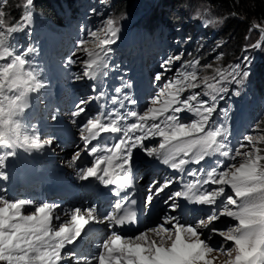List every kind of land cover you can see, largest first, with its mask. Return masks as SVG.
Listing matches in <instances>:
<instances>
[{
  "label": "snow or ice",
  "instance_id": "1",
  "mask_svg": "<svg viewBox=\"0 0 264 264\" xmlns=\"http://www.w3.org/2000/svg\"><path fill=\"white\" fill-rule=\"evenodd\" d=\"M5 3L0 0V5ZM32 6L33 0H25L21 20L9 25L0 9V149L9 150L5 155H15L18 148L39 150L51 144L28 133L20 119L30 95L45 87L30 67L28 57L33 50L18 51L12 42L17 32L32 23ZM123 18H108L102 29L89 33L91 40L81 41L80 50L86 54L83 77L94 80L108 67L104 58L119 39ZM243 59L246 64L248 57ZM181 60L182 55L177 54L161 61V70L154 74L158 86L140 111L126 107L125 101L137 103L126 93L112 97L111 103L117 107L107 112L98 109L89 115L85 107L103 96L102 92L78 103L71 115L82 119L83 151L92 157L88 166L78 170L79 179L113 185L115 189L110 191L119 199L102 216L95 207L58 212L60 206L55 203L11 200L0 194V264H214L215 260L220 264H264V118L253 126L254 134L244 136L237 145L229 138L228 109L223 110V122L214 119L218 101L229 92L227 85L244 84L248 71L237 63L215 69L214 76L201 77L197 71L200 62L195 60L167 76ZM202 85L201 92L192 91ZM128 87L125 82L123 88ZM114 91L121 94L122 87ZM150 141L155 143H147ZM138 155L180 174L150 181L145 204L151 205L154 197L165 193L173 213L181 209V200L206 206L208 211L193 222L163 215L155 225L125 236L121 229L138 224L136 211H122L124 205L137 203L128 190L143 178L138 173ZM78 159L77 153L71 163ZM3 161L0 155V166ZM185 177L194 179L185 180L182 190L165 192ZM100 223L107 233L94 244L95 250L77 251L92 231L90 225ZM213 237L220 239L213 242Z\"/></svg>",
  "mask_w": 264,
  "mask_h": 264
},
{
  "label": "trees",
  "instance_id": "2",
  "mask_svg": "<svg viewBox=\"0 0 264 264\" xmlns=\"http://www.w3.org/2000/svg\"><path fill=\"white\" fill-rule=\"evenodd\" d=\"M87 2L88 0H33L32 23L24 30L17 32L12 42L18 51L28 48L33 50L28 59L30 67L36 73L39 72L46 78L54 69L53 64L55 63L51 66L46 65L44 59L37 53L41 50L40 48L52 49L55 45V38L46 34L54 30L64 34L65 31L70 30L71 22L77 18L81 20V23L76 22L77 24L83 26L87 24L86 16L89 14ZM137 2H140L141 5L136 10L144 11V15L151 12L149 15L151 18L146 20L144 22L146 24L142 25L139 30L127 33V35L132 36L136 42L141 41L142 38L147 39L146 36H148L147 48L153 46L157 50L156 53L163 52L168 56H171L170 49L174 45L171 40L180 38V45L186 48V51L191 52L186 55L187 62L199 60L200 63L208 64L211 52L217 47L218 54L221 56V63L214 65V67L232 64L242 53L243 46L249 39L246 36L248 30L252 29L253 26H264V0H202L198 3L196 0H169L164 7L155 6L153 12V8L147 7L146 0H112L110 15H107V11L103 15L107 16V19L124 16ZM24 4L25 0H6L4 5H0V9L5 11V17L9 19L10 24H13L21 20ZM99 5L101 4L98 1L97 9ZM198 5H205L211 8L214 13H219L223 24L219 39L210 40L209 37H206V33L193 29L190 25L191 22L189 23L187 19L188 17L181 11L186 6L195 11ZM132 25L125 23V26H120L119 38H122ZM32 30L37 31L38 34L31 40ZM180 30L182 31L180 32ZM183 38L189 40L185 41ZM86 39L91 40L89 36ZM188 44L190 46H187ZM105 58L104 63L109 65V61ZM115 59V57L112 58V60ZM109 60L111 59L109 58ZM259 62L260 71H258L256 93L250 99V109H243L232 116L227 115L226 118L231 132L229 138L232 144L235 140V133L238 131L237 127L241 123L247 127V124H256L261 118H264V109L261 103L264 96V70L261 67L260 59ZM101 72H107V68L102 69ZM245 106L248 105L245 104ZM224 120L225 116L223 115L219 122Z\"/></svg>",
  "mask_w": 264,
  "mask_h": 264
},
{
  "label": "rangeland",
  "instance_id": "3",
  "mask_svg": "<svg viewBox=\"0 0 264 264\" xmlns=\"http://www.w3.org/2000/svg\"><path fill=\"white\" fill-rule=\"evenodd\" d=\"M100 2L101 5H99L98 9H97V2ZM147 2V7L148 8H153L152 12L154 11V7L155 6H160L164 7L165 4L169 1V0H146ZM196 2H202V0H196ZM88 7L90 8V15H89V19H87L90 23V26L92 28H94V31H99L100 29L103 28L105 21L107 20V16L103 15L104 12L107 13V15H110L111 12V8L112 7V0H88L87 2ZM162 4H164L162 6ZM141 5L140 2H137L134 4V6L130 9V11L124 15L123 19L120 20L119 22V27L120 26H125V23H130V25H132V27L126 32L125 35H127V33H131V32H135L137 30H139V28L142 25H145L146 23H144L146 20H148L149 18H151L149 15L150 13H147L146 15H144V11H137L136 8ZM102 7V8H101ZM108 8V9H107ZM183 12V14H185L189 20V23L191 25V27L193 29H196V31H200L201 33H206V37H209L210 40H216L217 38H220V32L223 29V24L221 22V17L219 15V13H214L212 11L211 8L205 6V5H198V7L196 8L195 11H193V9H189L188 6H186L184 9L181 10ZM161 15H163V13H161ZM119 17V16H117ZM153 18V17H152ZM5 22L6 25H9V19L5 17ZM91 28V29H92ZM264 29V26L261 27H256L253 26L252 29H249L246 36L249 38L247 43L243 46V51L242 53L238 56V58L231 64H227V65H223L220 66L218 65L217 67H214V65L221 63V56H219V51L217 50V47H215V50L211 52V56L209 59V63H200V65L197 67V71L198 74L203 77L205 75L207 76H214L215 73V69L217 68H221V69H226L229 66L235 65L237 63H241L243 64V66L246 68V70L248 71V76L245 79L244 84L242 85H236V84H228L227 87L229 88V92L224 94V98L222 100L218 101V109H217V114L214 116V119L217 120L218 115H220V117H223V110L224 109H228V114L229 116H232L234 113H239L241 112L243 109L248 110L250 109V102H251V97L256 93V82L258 81V71H260V62L259 59L261 60V67L264 70V32H262L261 30ZM50 30H54V29H50ZM126 30V29H125ZM182 30H180L181 32ZM60 32L54 30L51 31L50 35L52 37H57V35ZM126 37L127 39L129 38L128 35L127 36H123ZM92 39V38H91ZM183 40H189V39H185L183 38ZM129 41V39H128ZM172 44L173 48H171V54L170 55H177V54H181L182 55V60L176 62L174 65H172V71L167 73V76L171 77L175 72H177L178 70H180L182 68V65L184 63H187L186 61V55L190 54V51H186V48L182 47L180 45V38L179 39H172ZM130 42V41H129ZM133 42V40H132ZM217 42V41H216ZM141 42H137V43H131L130 42V46L128 47L127 50H125L124 55H121V60L119 62H121V64L123 66H125L127 63H131L132 65H136L137 64V60L135 59L138 55V51L140 53H144L145 50L137 47V45H139ZM190 43V42H189ZM254 44H260L261 47L260 48H254L252 47V45ZM89 47H91V45H88ZM187 46H190V44H188ZM119 46L116 44L111 46V52L114 54H118V48ZM143 50V51H142ZM74 68L75 71L77 73V77H81L80 79L76 80V83H82L81 87L78 86L79 88H75L69 91L68 95H67V101L71 104H73L75 107L78 105V103L85 97H90L91 93L89 92L90 90V83H89V79L87 77H83L82 76V72H83V60L86 58V54L83 53L80 50V44L79 47L76 51H74ZM149 56V55H148ZM147 56V59H148ZM247 56L248 60L247 63H244V57ZM150 58V56H149ZM155 61V60H148L146 67L149 68V79H150V85L152 86L153 90L158 86V83L154 80V74L157 73V71H160L161 69L159 68L160 62L158 63V65L156 67H150L149 62ZM150 62V63H151ZM211 64L212 67L211 68H204V65H209ZM152 65V64H151ZM125 73H132L130 72V69H124ZM140 75H135L133 80H136V77L140 76L143 78V74L138 71ZM129 76V75H128ZM77 87V86H76ZM203 90V85L201 86L200 89H195L192 91H196V92H201ZM239 91V95H236L235 92ZM153 92V91H152ZM152 94V93H151ZM151 94L149 96V99L151 98ZM188 93H185V95H187ZM202 99H207V97H201ZM261 103H262V108L264 109V96L261 99ZM245 104H247L248 106H245ZM88 109V105L85 106ZM221 120V118H220ZM255 124H253L254 126ZM252 126V128H253ZM252 128L250 130H243L241 136L239 139H237L235 141V145H237L239 142H243V137L248 135V134H254L252 133ZM154 144V143H153ZM52 149L57 150L58 149V145L56 142L53 143ZM83 150V146L80 147L77 150H72L70 151L71 155L74 153L75 155L78 153L80 154V152ZM73 154V155H74ZM72 155V156H73ZM147 175L144 179L145 182H149L152 180H157V181H162L163 179H166V177L168 176L166 174V172H163L161 174H153L151 169L148 168L147 169ZM161 196L163 197V193H161ZM167 199V198H166ZM164 199V201L166 200ZM168 207H170V205H166L167 209ZM208 211V210H207ZM206 211V212H207ZM205 212V213H206ZM204 213V214H205ZM216 226H222L219 225V222H216ZM145 229V228H144ZM220 238L218 237H213V242H217ZM215 255V254H213ZM210 259L213 258L212 256L209 257ZM222 259V258H221ZM214 264H220V260H215Z\"/></svg>",
  "mask_w": 264,
  "mask_h": 264
},
{
  "label": "water",
  "instance_id": "4",
  "mask_svg": "<svg viewBox=\"0 0 264 264\" xmlns=\"http://www.w3.org/2000/svg\"><path fill=\"white\" fill-rule=\"evenodd\" d=\"M135 232H137V230H133V231H131L130 233H135Z\"/></svg>",
  "mask_w": 264,
  "mask_h": 264
}]
</instances>
